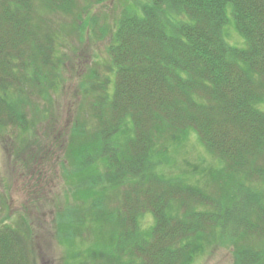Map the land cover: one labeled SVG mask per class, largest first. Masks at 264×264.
<instances>
[{
	"label": "trees",
	"instance_id": "16d2710c",
	"mask_svg": "<svg viewBox=\"0 0 264 264\" xmlns=\"http://www.w3.org/2000/svg\"><path fill=\"white\" fill-rule=\"evenodd\" d=\"M81 1L0 0V131L38 120L63 56L51 16L83 29L80 14L103 0ZM230 25L243 46L226 42ZM110 37L111 77L81 86L95 129L73 123L66 143L98 225L87 263L192 264L216 239L232 244L234 264H264V0L131 3ZM191 136L213 163L167 176ZM21 238L0 224V264H29Z\"/></svg>",
	"mask_w": 264,
	"mask_h": 264
},
{
	"label": "rangeland",
	"instance_id": "374dc122",
	"mask_svg": "<svg viewBox=\"0 0 264 264\" xmlns=\"http://www.w3.org/2000/svg\"><path fill=\"white\" fill-rule=\"evenodd\" d=\"M140 1L144 0L90 1L80 14L83 29L77 28L78 18L60 13L51 16L61 30L54 54L56 58L63 55L62 62L57 61L58 86L37 98L40 116L32 128L26 132L18 128L0 131V224L21 230L29 264H90L89 253L98 249V225L87 212L92 197L80 191L85 179L71 173L77 169L67 138L73 123L87 121V129H95L96 123L84 119L88 118L89 102L81 86H90V73H97L101 80L111 77L107 53L111 33L125 6ZM224 37L229 45L243 46V38L232 25L225 28ZM112 85L111 80L109 93ZM260 108L264 111V103ZM175 160L177 163L163 170L167 176L180 174L184 161L201 165L214 161L193 136ZM176 164L181 166L175 168ZM97 171L94 174L102 178L99 183L104 182L100 162ZM116 188L107 195H117ZM150 223L149 215L141 219L142 228ZM204 245L192 264H234L232 244L215 239Z\"/></svg>",
	"mask_w": 264,
	"mask_h": 264
}]
</instances>
